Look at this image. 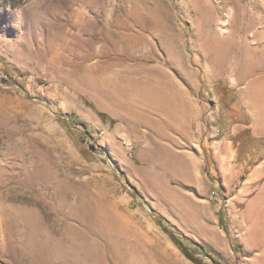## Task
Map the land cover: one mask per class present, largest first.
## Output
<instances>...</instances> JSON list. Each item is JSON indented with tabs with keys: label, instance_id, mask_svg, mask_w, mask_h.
Returning <instances> with one entry per match:
<instances>
[{
	"label": "rangeland",
	"instance_id": "374dc122",
	"mask_svg": "<svg viewBox=\"0 0 264 264\" xmlns=\"http://www.w3.org/2000/svg\"><path fill=\"white\" fill-rule=\"evenodd\" d=\"M262 35L264 0H0V264L34 263L24 252L26 231L37 226L24 219L28 209L39 213L48 235L34 233L46 241L66 230V213L98 211L100 239L138 264H196L156 215L205 262L263 264L244 222L261 220V180L242 191L261 162L246 156L259 150L241 96L249 77L236 83L244 70H261ZM127 61L146 67L132 69L130 92L119 66ZM226 62L224 79L205 76ZM151 80L144 98L138 90ZM167 83L201 84L199 99L220 110L214 131L233 157L215 162L204 146V178L213 181L207 195L164 170L162 158L139 155L129 132L130 107L148 95L160 102ZM237 124L245 128L233 132ZM248 162L255 165L241 180Z\"/></svg>",
	"mask_w": 264,
	"mask_h": 264
},
{
	"label": "crops",
	"instance_id": "0c3cea01",
	"mask_svg": "<svg viewBox=\"0 0 264 264\" xmlns=\"http://www.w3.org/2000/svg\"><path fill=\"white\" fill-rule=\"evenodd\" d=\"M227 64L228 62L220 71L213 69L211 74L205 76L211 81L224 79L225 76H228L226 73ZM261 65V70L256 74L248 69L241 72V78H236V83L239 84L243 77H249L244 80L241 96L245 108L251 116L253 134V137H250L251 143H254L253 145L257 146L259 150L255 152L254 148L246 149V156L249 155L248 158L261 156V162L249 174L245 182L246 188L242 191L245 193L257 181L261 180V193L257 197H261V220H264V59L261 60ZM119 66L123 78L122 87L126 88L124 91L129 90L130 92L132 69L144 70L146 67L129 61L121 62ZM211 67L213 68V66ZM116 68H118L117 63L114 66V69ZM151 87L152 80L148 85L140 86L138 91L145 98ZM161 87L164 90L160 102L154 103L148 95L146 96L147 100L140 103L137 109H134L135 111L130 107L131 111L127 112L133 117L129 132L134 137L138 154L152 157L154 161L158 157L162 158L161 167L164 170L171 174L181 173V176L178 175L179 179L186 181L199 196L207 195L213 181L208 177V182H206L204 178V172H207L204 146L209 148L215 162L219 158L225 157L226 160L222 159L221 162L229 164L228 159L233 157L229 144L222 143V140L216 137L218 133L214 131L213 121L217 119L216 112L220 110L219 108L208 110L207 103H203L199 99L202 90L201 84L169 85L167 83L162 84ZM121 106L125 110L128 107L126 104ZM244 128L243 124H237L231 130L239 132ZM220 148L223 149L214 152V149ZM235 204L237 205L238 201L232 202V205Z\"/></svg>",
	"mask_w": 264,
	"mask_h": 264
},
{
	"label": "bare ground",
	"instance_id": "6f19581e",
	"mask_svg": "<svg viewBox=\"0 0 264 264\" xmlns=\"http://www.w3.org/2000/svg\"><path fill=\"white\" fill-rule=\"evenodd\" d=\"M254 37L260 41L261 31L255 33ZM262 37L264 36L262 35ZM49 205L51 206L52 203ZM80 214L66 213V230L58 238L50 236L51 238L46 241L39 234L34 233L36 230H41L39 233L48 235L47 230L41 226L42 222L37 210L28 209L23 213L24 219L37 225L30 226L26 231L28 239L25 241L24 250L25 254L32 258L33 264H52V262L60 260L62 256L67 257L66 264H138L129 253L124 254L120 251L121 246L112 245L111 247L105 238L101 237L100 239L98 232L94 230L102 224L98 211H95L94 216H91L90 213L89 215L83 214L81 209ZM244 222H248L246 239L250 241V246L260 252L262 250L264 254V243L261 239V220L253 221V219H250L244 220ZM38 243L42 244L43 247H38ZM128 251L130 250L128 249Z\"/></svg>",
	"mask_w": 264,
	"mask_h": 264
},
{
	"label": "trees",
	"instance_id": "16d2710c",
	"mask_svg": "<svg viewBox=\"0 0 264 264\" xmlns=\"http://www.w3.org/2000/svg\"><path fill=\"white\" fill-rule=\"evenodd\" d=\"M13 71L17 72L18 76L21 77L22 79H24V75L20 73V71H18L17 69L13 68ZM12 72V71H11ZM14 73V72H13ZM17 81V79H16ZM96 109V108H95ZM98 114L101 116V117H107V115L101 111H98ZM60 119L68 124V119L67 117H64V116H60ZM113 122L115 123V120H113ZM80 135V141L82 142H86L88 141L86 139V135H84L83 132L79 133ZM93 145V144H92ZM209 165V163H208ZM253 165H255V163H252V162H248L247 165H246V172L241 176V180H244L246 178V174L248 173L250 167H252ZM210 166V165H209ZM132 194L136 195L139 194V190L137 188H132ZM225 215H226V208H225V205H222L220 207V209L218 210V216H219V221H220V224L225 226ZM159 223L161 225L164 226V229L172 236V238L174 239V241L179 245V247L185 252V254L191 259L193 260L196 264H222L221 262H219L218 260L216 259H212L211 262H205L203 261L201 258L197 257L196 256V253L195 251L190 248V246H188L186 244V242L184 241L183 237L181 236H178L177 232L174 230V229H171L170 226L166 225L165 222L163 221V216H159V215H156Z\"/></svg>",
	"mask_w": 264,
	"mask_h": 264
},
{
	"label": "built area",
	"instance_id": "2783aa9c",
	"mask_svg": "<svg viewBox=\"0 0 264 264\" xmlns=\"http://www.w3.org/2000/svg\"><path fill=\"white\" fill-rule=\"evenodd\" d=\"M213 193H215V192H213Z\"/></svg>",
	"mask_w": 264,
	"mask_h": 264
}]
</instances>
